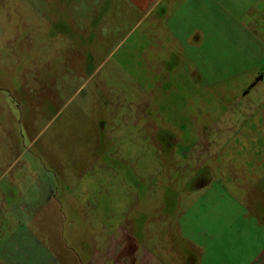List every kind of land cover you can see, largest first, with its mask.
Segmentation results:
<instances>
[{
  "label": "rangeland",
  "instance_id": "obj_1",
  "mask_svg": "<svg viewBox=\"0 0 264 264\" xmlns=\"http://www.w3.org/2000/svg\"><path fill=\"white\" fill-rule=\"evenodd\" d=\"M145 14L127 0H0L2 185L49 197L17 222L0 215V241L20 237L10 264H86L110 239L99 264H136L140 248L173 264L202 215H264L248 207L264 184V23L219 28L200 62L186 45L167 58Z\"/></svg>",
  "mask_w": 264,
  "mask_h": 264
},
{
  "label": "crops",
  "instance_id": "obj_2",
  "mask_svg": "<svg viewBox=\"0 0 264 264\" xmlns=\"http://www.w3.org/2000/svg\"><path fill=\"white\" fill-rule=\"evenodd\" d=\"M128 1L133 10L146 12L147 22L152 31L153 29L161 31L162 39H158L157 42L162 51L166 52V57L172 59L176 57L180 59V51L176 57L172 51L175 48L180 49L181 46L182 52L185 53L184 46L186 45L195 54L197 49V57L200 62H203L206 60L203 57L208 54V49L213 45L214 38L219 37L217 33L219 28L226 29L224 33L226 37L228 30H233L241 25L240 19H247L248 21L252 17L257 18L259 23H264V0ZM147 37L150 39V34ZM255 42L256 45H259V51L264 54V45H260L258 41ZM197 43L198 45H196ZM246 45L249 50L250 45H255V43L251 44L250 41H247ZM79 111L84 113L83 108L76 109V112ZM114 131L117 132L116 129ZM96 133L92 145L96 146L95 148L99 151L104 150L106 146L104 140H108L107 135L99 131V126ZM87 145H90L89 141ZM3 177L4 174L0 176V202L5 207H0V215H7L3 213L11 212V215H15L17 222L18 216L24 215L23 211L27 208V201L37 203L39 197L41 200L45 199L44 203H48L47 198L49 197L41 192L37 194L35 200H32L31 197L28 200L26 195L31 192H28L26 183L21 180L13 179L15 181L11 183L12 189L16 188L17 190H11V185H2L3 180L1 179ZM252 192V194L251 191L249 192L251 201L248 200V207L262 208L264 206V184H260V190ZM11 200L12 202H10ZM253 200L259 204L256 205ZM7 201L13 205L11 209L6 208ZM39 205L41 207V204ZM205 223H207L206 226ZM184 229L189 230L184 233L187 250L185 252L183 248L182 255H180L179 249H174L173 251H178V259L176 263L175 261L172 262L173 264H264V215H202V227L200 229L194 230L187 226ZM12 235L13 237L8 242L7 239L0 241V263L2 264H10V261L17 262L19 258H16V255L18 257V253H22L19 233L13 232ZM192 235L196 236L195 240L190 239ZM110 240H108L110 244L101 243L102 249L95 252L86 264H99L98 258L104 254L114 257L118 250L113 244L114 240L113 243H111L112 239ZM140 249V252L138 249L132 251L136 264H164L148 248ZM113 264L116 262L114 261Z\"/></svg>",
  "mask_w": 264,
  "mask_h": 264
},
{
  "label": "trees",
  "instance_id": "obj_3",
  "mask_svg": "<svg viewBox=\"0 0 264 264\" xmlns=\"http://www.w3.org/2000/svg\"><path fill=\"white\" fill-rule=\"evenodd\" d=\"M261 77H262V76H261V75H259V76H258V79H260Z\"/></svg>",
  "mask_w": 264,
  "mask_h": 264
}]
</instances>
